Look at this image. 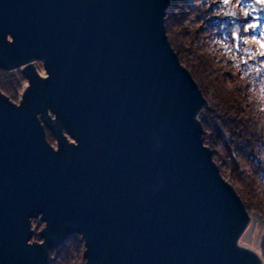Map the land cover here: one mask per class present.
I'll list each match as a JSON object with an SVG mask.
<instances>
[{
  "label": "water",
  "instance_id": "1",
  "mask_svg": "<svg viewBox=\"0 0 264 264\" xmlns=\"http://www.w3.org/2000/svg\"><path fill=\"white\" fill-rule=\"evenodd\" d=\"M169 5L0 0V67L28 80L19 103L0 89V264H48L75 233L85 264H263L239 242L251 217L204 142Z\"/></svg>",
  "mask_w": 264,
  "mask_h": 264
},
{
  "label": "trees",
  "instance_id": "2",
  "mask_svg": "<svg viewBox=\"0 0 264 264\" xmlns=\"http://www.w3.org/2000/svg\"><path fill=\"white\" fill-rule=\"evenodd\" d=\"M233 10L223 0H170L165 24L168 36L182 48L181 61L192 73L203 72L201 83L208 86L204 91L208 99L199 114L204 142L212 147L223 175L234 183L247 208L264 216V57L256 43L257 37L264 39V9L242 21L248 25L260 18L261 27L251 31L231 15ZM188 54L200 64L194 65L185 57ZM15 70L27 79L21 69L0 67V86L3 79L13 80ZM14 84L16 89L21 86L20 81ZM262 243L264 258V237ZM83 244L80 234L70 235L50 250L48 264H84L80 263Z\"/></svg>",
  "mask_w": 264,
  "mask_h": 264
},
{
  "label": "rangeland",
  "instance_id": "3",
  "mask_svg": "<svg viewBox=\"0 0 264 264\" xmlns=\"http://www.w3.org/2000/svg\"><path fill=\"white\" fill-rule=\"evenodd\" d=\"M169 37V40H170V42H171V44H172V46H173V48L175 49V51L177 52V54H178V56H179V58H181L182 57V55H181V52L179 51V50H182V48L180 49V48H178V47H176V44H175V41L173 40V38H171L170 36H168ZM179 47H180V45H179ZM184 50H186V49H184ZM183 50V51H184ZM182 51V52H183ZM184 52H186V53H188L187 51H184ZM184 52H183V55H184ZM181 55V56H180ZM190 54H188V56L187 55H185V57L187 58V59H191V61L193 60L191 57H192V55H190ZM180 61H181V59H180ZM199 62H197V59H195V61H192V63L194 64V63H199L200 64V60H198ZM182 62V61H181ZM182 64L184 65V66H186V64H184L183 62H182ZM195 65V64H194ZM36 66H37V68H38V70L41 72V74H43V75H45L46 74V71H45V69H44V66H43V63L40 61V60H37L36 61ZM189 70H190V72H191V74L193 75V77H194V79L197 81V83H198V85H199V87H200V89L202 90V92H203V94H204V91L205 92H207V90H208V86H206V84L204 85V83L202 84L201 83V81H202V79H204L203 78V76H202V73L203 72H199V71H197L196 72V69H195V73L196 74H194V73H192V70H191V68L190 67H188V65L186 66ZM197 68H199L198 67V65H197ZM11 74H14L13 75V80L9 83L8 81L6 82L5 81V79H3L4 80V83H3V85L2 86H0V89L7 95V96H9V97H11V100H13L14 102H17V103H19L20 101H21V99H22V94H23V91H24V89H25V87L27 86V84H28V80L27 79H24L22 76H21V73L20 72H18V70H15V71H13V73H11ZM197 75V76H196ZM23 79V80H22ZM22 80V81H21ZM16 81H20L21 82V86H20V88H18V89H16L14 86H15V84H14V82H16ZM12 83V84H11ZM2 87V88H1ZM207 89V90H206ZM204 96H205V98H206V100L208 99L207 97H206V95L204 94ZM47 133H48V137H49V139H50V141H53V142H57L56 140H55V137H54V139L52 140L51 139V136H50V134H52V133H50L49 132V130H47ZM206 144V143H205ZM55 145H57V143L55 144ZM206 145H208V144H206ZM209 146V145H208ZM210 148H211V150H212V147L211 146H209ZM213 158H214V156H213ZM214 160L216 161V159L214 158ZM216 163L218 164V166H219V168H220V171H221V173H222V175H223V172H222V167H221V165L216 161ZM224 176V175H223ZM225 177V176H224ZM225 179L226 180H228L233 186H234V183H232V181L231 180H229L228 178H226L225 177ZM235 187V189L237 190V188H236V186H234ZM237 192H238V190H237ZM238 194L241 196V198H242V195L238 192ZM242 200H243V198H242ZM244 201V200H243ZM246 205V204H245ZM246 208H247V206H246ZM247 210H248V213L250 214V217H251V219H250V221H249V223H248V225H247V227H246V229L244 230V232L242 233V235L240 236V239H239V242H240V244L241 245H243V246H247L248 248H251V249H253V250H255L256 252H258V254L260 255V257L262 258V260H263V264H264V258H263V256H262V253L261 252H263V250H262V245H263V243H262V241H263V237H264V216L262 215V214H260V213H258V212H256V211H252V210H249L248 208H247ZM33 224H34V229H35V232H34V235H33V237H32V240H37V241H41L42 239L41 238H39L38 237V233L40 232V230L44 227V225H45V223H43V222H40L39 221V219H34L33 220ZM81 249V252H80V263H83V261H84V264H85V259H84V257L82 256L83 255V251H84V244L83 245H81V247H80Z\"/></svg>",
  "mask_w": 264,
  "mask_h": 264
},
{
  "label": "snow or ice",
  "instance_id": "4",
  "mask_svg": "<svg viewBox=\"0 0 264 264\" xmlns=\"http://www.w3.org/2000/svg\"><path fill=\"white\" fill-rule=\"evenodd\" d=\"M230 2H231V0H223V3L225 5H229ZM236 3H237V6L241 7V0H236ZM257 4H259V6H260L259 8L256 7ZM247 7L249 8V11H247L245 13V18H247L249 15H253L254 12H257V11L264 9V0H253V3L251 5H248ZM232 14L234 15L235 13H232ZM259 20H260V18L256 17L257 22L248 24L245 31H251L253 29H257V28L261 27ZM237 39H241L239 34H237ZM243 39L245 40L246 43L250 42L249 40H247V38H243ZM6 43L7 42L5 41L4 36L2 34H0V45H4ZM256 43H258L259 47H260L259 55L261 57H264V39L257 37ZM237 48H239V45H237ZM253 58H255V56H253ZM247 59L248 58H245V60H244L245 63H247Z\"/></svg>",
  "mask_w": 264,
  "mask_h": 264
},
{
  "label": "clouds",
  "instance_id": "5",
  "mask_svg": "<svg viewBox=\"0 0 264 264\" xmlns=\"http://www.w3.org/2000/svg\"><path fill=\"white\" fill-rule=\"evenodd\" d=\"M241 3H244V0H241ZM253 3V0H248L247 5H251ZM233 7L232 13H235L234 15L231 13V15L235 16L238 18V21L241 22L242 27H246L247 25L244 24L242 21L245 18V13L249 11L248 7H243L241 8L240 6H237L236 0H231L230 4ZM251 43V41H250Z\"/></svg>",
  "mask_w": 264,
  "mask_h": 264
},
{
  "label": "flooded vegetation",
  "instance_id": "6",
  "mask_svg": "<svg viewBox=\"0 0 264 264\" xmlns=\"http://www.w3.org/2000/svg\"><path fill=\"white\" fill-rule=\"evenodd\" d=\"M49 130V129H48ZM49 132L51 133V131L49 130ZM53 135V134H52ZM54 136V135H53ZM55 137V136H54ZM55 140H56V138H55ZM54 145L57 143V142H53V141H51Z\"/></svg>",
  "mask_w": 264,
  "mask_h": 264
}]
</instances>
